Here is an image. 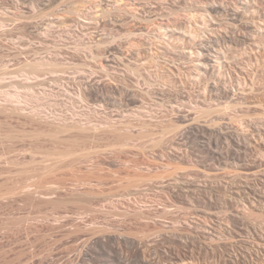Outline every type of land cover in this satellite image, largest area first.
<instances>
[{
	"label": "rangeland",
	"instance_id": "obj_1",
	"mask_svg": "<svg viewBox=\"0 0 264 264\" xmlns=\"http://www.w3.org/2000/svg\"><path fill=\"white\" fill-rule=\"evenodd\" d=\"M135 1L0 0V264H264V0Z\"/></svg>",
	"mask_w": 264,
	"mask_h": 264
},
{
	"label": "bare ground",
	"instance_id": "obj_2",
	"mask_svg": "<svg viewBox=\"0 0 264 264\" xmlns=\"http://www.w3.org/2000/svg\"><path fill=\"white\" fill-rule=\"evenodd\" d=\"M54 1H55V0H54ZM174 1H175V0H174ZM174 1H173V3H174ZM191 1H192V0H191ZM201 1H203V0H201ZM204 1H205V3H206L207 0H204ZM236 1H238V0H236ZM250 1H251V0H250ZM257 1H258V0H257ZM134 2H136V1L134 0ZM137 2H138V1H137ZM185 2H186V1H185ZM243 2H245V1H244V0L242 1V5H243V4H246L247 1H246L245 3H243ZM253 2H254V1H253ZM253 2H252V4H253ZM66 3H68V2H66ZM163 3H164V2H163ZM166 3H167V2H166ZM182 3H183V2H182ZM199 3H201V2H199ZM225 3H226V2H225ZM228 3H229V2H228ZM248 3H249V1H248ZM248 3H247V4H248ZM256 3H257V2H256ZM64 4H65V3H64ZM185 4H186V3H185ZM187 4H188V3H187ZM189 4H190V3H189ZM202 4H203V2H202ZM206 4H207V6L209 7V10H208V11H209V13L211 12L210 14H213V13H221V12H223V13L226 14V16L228 15V16L230 17V18H229V17H227V18L233 20L232 24L230 23L232 26H229L230 24H227V25L229 26V28H232L233 30H235V29H239L238 27L241 26L242 28H244V30H245V29H255V28H253V25L256 24V23H254L255 21H254V22H253V21L251 22V21L249 20V19H251V18H249L250 16L247 17V14H248V13H247V14L245 13L246 10H244V11H245V12H244L242 9H241V10H240V9H235V7H234V8L231 7L232 9H231L230 7L227 8V7L223 6L224 4L222 5L223 7L220 6V5H217V4H212V3H211V4H212L211 6L208 5V3H206ZM219 4H220V3H219ZM233 4H234V3H233ZM247 4H246V6H247ZM67 5H68V4H67ZM182 5H183V4H182ZM226 5H227V4H226ZM240 5H241V4H240ZM240 5L238 6V8H239V7H244V6H245V5H243V6H242V5L240 6ZM249 5H250V4H249ZM254 5H255V4H254ZM62 6H63V4H62ZM64 6H65V5H64ZM200 6H201V4H200ZM204 6H205V4H204ZM246 6H245V7H246ZM250 6H251V5H250ZM60 7H61V6H60ZM65 7H66V6H65ZM69 7H70V6H69ZM186 7H187V6H186ZM251 7H252V6H251ZM251 7H248V6H247L246 8L249 9V11L251 12V10H250ZM253 7H254V6H253ZM58 8H59V7H58ZM199 8H201V7H199ZM236 8H237V7H236ZM246 8H244V9H246ZM61 9H62V8H61ZM189 9H192V8L189 7ZM197 9H198V8H197ZM203 9H204V8H203ZM252 9H253V8H252ZM255 9H256V8H255ZM195 10H196V9H195ZM204 10H205V9H204ZM206 10H207V9H206ZM206 10H205V11H206ZM253 10H254V9H253ZM253 10H252V14H253ZM65 11H66V10H65ZM82 11H83V10H82ZM199 11H200V9H199ZM201 11H202V9H201ZM208 11H207V12H208ZM176 12H177V11H176ZM256 12H257V11H256ZM84 13H85V11H84ZM174 13H175V12H174ZM55 14H56V13H55ZM58 14H59V13H58ZM204 14H205V13H204ZM208 15H209V14H208ZM248 15H249V14H248ZM55 16H56V15H55ZM59 16H60V15H59ZM212 16H213V15H212ZM217 17H218V16H217ZM253 18H254V17H253ZM253 18H252V19H253ZM221 20H222V19H221ZM232 20H231V21H232ZM224 21H225V20H224ZM231 21H230V22H231ZM51 22H52V21H51ZM168 22H169V21H168ZM168 22H167V23H168ZM220 22H221V21H220ZM234 22L236 23V25L238 24L237 22H241V25H240V26H237V28H236V27H235L236 25H234V24H235ZM162 23H163V21H162ZM216 23H217V22H216ZM221 23L223 24V22H221ZM252 23H254V24H252ZM169 25H170V24H169ZM174 25H175V23L173 24V26H174ZM178 25H179V24H178ZM227 25L225 24V26H227ZM238 25H239V24H238ZM263 25H264V24H263ZM216 26H217V25H216ZM228 26H227V27H228ZM256 26H257V25H256ZM256 26H255V27H256ZM167 27H168V26H167ZM223 27H224V26H223ZM240 29H241V28H240ZM168 30H169V28H168ZM170 30H171V29H170ZM174 30H175V29H174ZM228 30H229V29H228ZM171 31H172V30H171ZM183 31H184V30H183ZM242 31H243V29H242ZM245 31H246V30H245ZM262 31H264V29H263ZM180 32H181V31H180ZM225 32H226V30H225ZM234 32H235V31H234ZM236 32H238V30H236ZM239 32H240V31H239ZM171 33H172V32H171ZM184 33H185V31H184ZM229 33H230V31H229ZM229 33H228V34H229ZM242 33H243V32H242ZM248 33H249V32H248ZM250 33H251V32H250ZM252 33H253V32H252ZM234 34H236V33H233V35H234ZM245 34H247V33H245ZM233 35H232V32H231V36H233ZM237 36H239V35H237ZM241 37H243V36H241ZM90 40H91V39H90ZM239 40H240V39H239ZM239 40H238V43L240 42ZM241 40H242V39H241ZM231 41H232V40H231ZM94 42H96V41H94ZM232 42H233V41H232ZM250 42H251V40H250ZM101 43H102L101 41H97L95 44H93V45H95V46L92 47V45H91L90 47L87 48V49H89L88 51H91V52H92L91 54L93 55V54H94L93 48H94V47L99 48V45H100ZM234 43H235V42H234ZM236 43H237V42H236ZM244 43H245V42H244ZM255 43H256V42H255ZM254 45H255V44H254ZM202 47H204V46H202ZM115 48H117V47H115ZM212 48H213V47H212ZM117 49H118V48H117ZM214 49H215V48H214ZM118 50H119V49H118ZM118 50H117V51H118ZM203 50H204V49H203ZM78 51H79V50H78ZM85 51H86V50H85ZM110 51H111V50H110ZM112 51H113V50H112ZM112 51H111V55H113L114 58H113V59H108V57H106L108 61H114V60H116V57H115L114 55H115L117 52L114 50L113 52H116V53H112ZM199 51H200V50H199ZM206 52H207V50H206ZM83 54H84V53H83ZM89 54H90V53H89ZM221 54H222V52H221ZM224 54H225V53H223V55H224ZM203 55H204V57H202V55H201V59L204 58V60H202V61H204V62H203V64H202L201 61H200V63L203 65V67L205 66V67L207 68V65H208V66L210 65V64H208L209 61H210V57H209V55H207V54H203ZM85 56H86V55H85ZM95 56H96V55H95ZM218 56H219V55H218ZM224 56H225V55H224ZM228 56H229V55H228ZM86 57H87V56H86ZM234 57H235V56H234ZM57 58H58V57H57ZM90 58H91V57H90ZM198 58H199V57H198ZM224 58H225V57H224ZM231 58H232V57H231ZM201 59H199V60H201ZM214 59H215V58H214ZM219 59H220V58H219ZM56 60H57V59H56ZM234 60H235V58H234ZM237 60H238V59H237ZM46 61H47V60H46ZM94 61H95V60H94ZM96 61H97V58H96ZM219 61H220V60H219ZM231 61H232V60H231ZM58 62H59V61H58ZM58 62H56V61H55V62H54V61L52 62V60H51V62L48 61V63H47V62H44V61L42 60V61H36L35 63H33V66L36 67V68H43V67H45V66L48 67V65H49L51 68H53V69H57V72H58V71L62 72V71H63L62 69H63V65H64V64L62 65V63H60V62L58 63ZM221 62H222V61H221ZM221 62H220V63L217 62V63L219 64V67H218V68H220V65L222 64ZM236 62H237V61H236ZM217 63H216V65H217ZM224 63H225V62H224ZM228 63H230V62H228ZM231 63H232V62H231ZM233 63H234V62H233ZM68 64H69V63H68ZM216 65H215V66H216ZM222 65H224V64H222ZM64 66H65V65H64ZM221 67H223V66H221ZM237 67H239V66H237ZM206 68H204V69H206ZM214 68H215V67H214ZM214 68H213V69H214ZM232 68H233V67H232ZM65 69H66V67H65ZM65 69H64V70H65ZM202 69H203V68H202ZM239 69H241V67H240ZM241 70H242V69H241ZM206 71H207V70H206ZM224 71H226V69H225ZM52 72H53V71H52ZM55 72H56V71H55ZM218 72H219V71H218ZM209 74H210V73H209ZM33 75H34V74H33ZM36 77H37V76H36ZM58 77H59V76H58ZM37 78H38V77H37ZM190 95H191V94H190ZM81 96H82V95H81ZM133 100H134V99H133ZM136 101H137V100H136ZM136 101H133V102H136ZM129 103H130V102H129ZM130 104H131V103H130ZM172 108H173V107H172ZM174 112H175V111H174ZM179 112H180V111H179ZM186 115H187V114H186ZM179 116H180V115H179ZM181 117H182V116H181ZM181 117H180V118H181ZM188 118H189V116H184V117L181 118V120H182L183 122H189V121H188ZM189 119H190V118H189ZM178 120H180V119H178ZM181 120H180V121H181ZM183 122H182V123H183ZM184 124H185V123H184ZM186 124H187V123H186ZM188 124L190 125L191 123H188ZM188 124H187V125H188ZM187 125H186V126H187ZM181 126H182V125H181ZM181 126H180V128H181ZM183 126H184V125H183ZM186 126H185V127H186ZM189 127H190V126H189ZM180 128H179V130H180ZM184 129H185V128H184ZM190 129H191V128H190ZM185 133H186V132H185ZM239 147H240V146H239ZM166 164H167V163H166ZM240 165H241V164H240ZM95 166H96V164H95L94 166H92V167H95ZM97 166H99V164H98ZM100 166L102 167L101 164H100ZM163 166H166V165L164 164ZM245 166H246V165H245ZM130 167H132V166H130ZM136 167H137V166H136ZM96 168H97V167H96ZM164 169H165V168H164ZM163 172H164V171H163ZM163 172L161 173L160 176L158 175V179H159L160 177L163 176V179L160 178L161 181H162V180L164 181V178H165L164 175H163ZM165 172H166V171H165ZM169 173H170V172H169ZM169 173H168V174H169ZM249 173H250V172H249ZM168 174H167V175H168ZM253 174H254V173H253ZM258 174H259V173H258ZM258 174H257V175H258ZM173 175H174V174H173ZM166 177H167V176H166ZM170 177H171V176H170ZM173 177H174V176H173ZM168 179H169V178H168ZM175 180H176V179H175ZM170 181H171V180H170ZM263 182H264V181H263ZM172 183H173V182H172ZM176 184H177V183H176ZM176 184H175V185H176ZM164 186H165V185H164ZM139 187H140V186H139ZM166 187H169V186L167 185ZM172 187H173V186H172ZM164 188H165V187H164ZM173 188H174V187H173ZM168 190H169V189H168ZM252 190H253V189H252ZM164 191H165V190H164ZM254 191H255V190H254ZM254 191H253V192H254ZM259 192H260V191H259ZM163 193H165V192H163ZM263 193H264V192H263ZM260 195H261V194H260ZM254 198H255V197H254ZM254 200H255V199H254ZM257 200H258V199H257ZM262 200H263V199H262ZM249 201H250V199H249ZM250 203H251V202H250ZM262 203H264V202H262ZM253 205H254V204H253ZM255 206H256V205H255ZM184 218H185V217H184ZM176 219H177V218H176ZM178 219H179V218H178ZM186 219H187V218H186ZM172 221H173V220H172ZM174 221H176V220L174 219ZM174 221H173V223H174ZM178 221H179V220H178ZM180 223H181V222H180ZM175 224H176V225L178 224L177 221H176ZM175 224H174V226H175ZM189 224H190V223H189ZM181 226H182V225H181ZM175 227H176V226H175ZM189 228H190V227H189ZM175 229H176V228H175ZM118 233H119V232H118ZM174 233H175V232H174ZM180 233H181V232H180ZM183 234H184V233H183ZM188 234H189V233H188ZM104 235H105V234H104ZM111 235H112V234H111ZM111 235H110V236H111ZM117 235H118V234H117ZM121 235H122V233H121ZM176 235H177V234H176ZM176 235H175V236H176ZM178 235H179V233H178ZM181 235H182V233H181ZM185 235H186V234H185ZM189 235H190V234H189ZM99 236H100V235H99ZM123 236H125V234H123ZM103 237H104V236H103ZM121 237H122V236H121ZM169 237H170V236H169ZM180 237H181V236H180ZM180 237H179V238H180ZM105 238H106V237H105ZM109 238H111V237H109ZM116 238H117V237H116ZM119 238H120V237H119ZM175 238H177V237H175ZM97 239H98V237H97ZM181 239H182V237H181ZM263 239H264V238H263ZM112 240H113V239H112ZM176 240H180V239H176ZM182 240H183V239H182ZM185 240H186V239H185ZM185 240H184V241H185ZM124 241H125V240H124ZM107 242H108V241H107ZM127 242H128V241H127ZM135 242H136V241H135ZM138 243H139V242H138ZM259 243H260V242H259ZM119 244H120V243H119ZM102 245H103V243H102ZM121 245H122V244H121ZM141 245H142V243H141ZM116 246H117V245H116ZM118 247H119V246H118ZM136 247H137V246H136ZM136 247H135V248H136ZM107 248H108V247H107ZM143 248H144V247H143ZM137 249H138V248H137ZM112 250H113V249H112ZM142 250H143V249H142ZM146 250H147V249H146ZM148 250H149V248H148ZM139 251H140V249H139ZM149 251H150V250H149ZM118 252H119V251H118ZM147 252H148V251H147ZM147 252H145V253H147ZM106 253H107V252H106ZM138 254H139V253H138ZM143 254H144V253H143ZM181 255H182V254H180V257H181ZM178 256H179V254H178ZM178 256H177V257H178ZM114 257H115V256H114ZM177 257H176V258H177ZM141 258H142V257H141ZM144 258H145V257H144ZM146 258L148 259L147 256H146ZM142 259H143V258H142ZM171 259H172V258H171ZM142 261H143V260H142ZM145 261H146V260H145ZM149 261H150V260H149ZM150 262H151V261H150ZM175 264H176V263H175Z\"/></svg>",
	"mask_w": 264,
	"mask_h": 264
}]
</instances>
